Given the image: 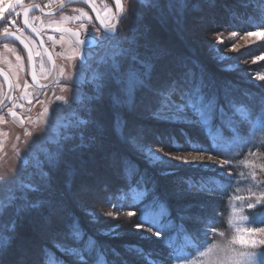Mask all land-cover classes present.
<instances>
[{"label": "rangeland", "instance_id": "1", "mask_svg": "<svg viewBox=\"0 0 264 264\" xmlns=\"http://www.w3.org/2000/svg\"><path fill=\"white\" fill-rule=\"evenodd\" d=\"M42 1H45L48 5L47 7H49L59 0ZM125 1L127 7L124 15L121 16L122 18L117 33L114 36H111V39L106 38V36L102 37V43L94 50L88 52V61L86 63L82 64L79 62L73 51L68 49L67 43L55 39L54 48L59 54L58 59L60 62L59 81L53 85L52 91H47L42 99L40 98V100L32 104L31 112L28 114L27 124L25 123L22 127L15 126L12 120L11 122L5 114L2 112L0 113V211L10 202L11 198L18 195L21 190H24L22 188L23 185H40L38 180L43 172L41 162H46L48 159L47 157L52 153L48 148L54 146L55 142L62 141V137L66 131L63 126L72 121L73 117L71 115V109L77 107L74 103L76 96L82 94H94V82L103 72L111 69L113 57H116L117 61L122 63L124 57H118L116 56V53L119 49L124 48L125 45L127 46V42L130 39L129 32L131 31V26H147L142 23L141 11H145V7L151 6V0ZM160 1L162 6L167 5L168 7L169 0ZM188 1L191 4L188 3ZM214 1L215 0H187L188 5L190 4L189 10L193 11L192 14L194 12L195 14L199 12V15L202 13L211 17L209 23L203 22L202 19L195 18V16L192 15L187 19L184 18L183 21H185L186 26L183 31V36L184 40L190 43L189 51L191 53H196L202 58V60L212 66V68L217 71L219 77H232V83H227V81L222 80L223 85L226 84V88L232 89V91H241V83L242 85L245 83L249 85L250 83L255 82L264 83V80L259 79L260 76H264V59H256L257 57H264V53L262 52L264 37L247 35L249 32H257L261 29L256 28L250 31H240L229 28L222 19L227 18L226 15L230 16V13L234 12L233 15L235 18L242 21V14L233 11V8H228L225 11V7L222 4H220L219 7H214ZM232 1L233 0L230 2ZM238 1L242 2L247 7L254 6L255 4L251 2V0ZM25 2H27V0H0V9L3 10L2 18H0V33L4 31L5 27L9 29L10 26H14L5 24L3 22L5 19L15 20L16 25L19 9L25 4ZM157 11L159 12V10ZM168 12L172 13L171 9L168 8ZM182 13L180 15L175 14V22L172 20V22L175 23V29L183 22H181ZM162 19L166 21L167 16L165 15ZM54 20L55 19L53 18L40 17L39 23L48 24ZM57 20L60 21L61 18H58ZM236 23L239 25V22L236 21ZM171 27L173 30L174 27L172 25ZM159 28L165 33L164 41L165 39L172 40V38L177 41L178 36H176V31L174 35L170 33L169 30L167 31L165 26H159ZM150 29L151 27H149L148 31L158 41V35H156V32L153 31V29ZM233 33L236 35L233 36ZM213 34H219V37H222L223 39V44L216 53L209 52V46L210 43H212L209 37L213 36ZM233 44L236 46L235 49L231 47ZM214 55L225 56V59L218 63L217 60L213 58ZM38 58L40 62V73L43 76H47L49 69L47 66L44 67L43 65L44 57L39 55ZM0 64L6 66V68L13 73L17 82L16 104L25 108V99L32 98L36 93V90L31 88V85L28 82L29 66L26 54L22 49H18L16 46L7 45L0 50ZM169 65L168 61H165L163 65L158 66V72H162L163 70L166 71V74L169 73L171 71H169ZM5 94L6 87L3 80L0 78V100L5 97ZM52 96L57 98L56 101L51 100ZM60 97L63 99H58ZM191 98L194 103H198L200 113L186 109L182 113H176V115L181 117L177 122L180 124L192 123L193 126H190V131L192 132L199 131V125L201 124L206 123L209 125L211 123L209 125V136L212 138V141L209 144L214 143L218 146L222 145L223 147L219 148L224 151H235V147H233L234 141H237L239 136V134L237 135L238 132L236 130H238L239 133L242 132L240 135L242 138H252L255 130L261 134H258V136L264 138V110H262V107L259 105L258 108L262 110L261 113L259 115H256L255 113L249 115L243 105L237 104L235 106V111L237 113L235 115L237 117L233 115L230 118L231 120L224 119L219 123L214 122L213 124L214 113L218 112L220 108L216 107L215 110L210 109L208 107L209 100L203 99V101L198 102L197 97ZM254 100L256 101V99ZM255 101H253V103H255ZM46 108L49 110L48 112H45ZM139 108L140 111H142L139 118L142 117L145 119V117H150L148 114L149 103L144 101L143 103L140 102L138 109ZM126 109L127 108L123 109L124 112H122L120 106H114L110 100H106L104 104L102 119L104 121L105 139L112 150H115L116 147L118 149L120 148L131 151L136 157L144 162V158L135 151L132 143L125 142V140H134L145 147H150L155 150L153 158L155 159L156 155L160 159L156 161L158 167L153 168L158 170L159 173L162 169L175 172L176 169L197 170L203 168L212 172H220L227 178L231 177V171L228 168L231 162L223 158L221 153H218V156L212 154L210 151L175 149L170 146L169 140L166 141L164 139H162V142L155 140L149 141V134L146 135V133L149 132H146V129H149V126H145L146 128L144 129L136 128L131 119V115L135 114L137 110L128 113ZM117 121L120 122L119 127L117 126ZM123 123H125V126ZM255 126H258V128L256 129ZM139 129L142 130L139 131ZM121 133H123V136ZM143 134L145 135V139H142ZM193 135H191V137ZM118 137L119 139H117ZM214 146H212V150H215ZM165 154L180 156L188 160L194 158H203L207 160L211 157L212 162L185 164L179 160L169 158ZM65 158L71 159L69 154H67ZM221 161H227L228 163L224 164L222 167H217L216 164ZM60 171L62 173V170ZM67 176L68 175L64 172V176L60 183L62 182L61 184L64 187L63 190L69 192H76L80 184L85 182L84 179L86 178L83 175L84 179L83 177L79 178V175L78 182L71 185L66 179ZM54 178H56V176H54ZM55 180L57 181V179ZM101 186L102 183L96 186L97 194L89 195L84 198V206L89 211L96 210L97 212L103 213H107L108 211L115 212L116 209L111 205L103 204V195L101 194L100 189ZM173 190L177 201L185 199V209L191 207L187 201L193 199L196 195H200L197 191H187L176 185L173 187ZM246 201L247 198L243 196L234 199L231 203L232 205L228 209V215L223 219V221L227 220L226 229L221 230V227L217 230L211 227L208 228L207 231L211 234V237H214L216 241L215 243L205 251L197 250L195 253H188L185 251L177 252L174 256V264H181V262L176 259L177 256L184 258L183 264H258L256 256L259 252L252 251V249H254L252 248V245H254L253 243L255 239H257L258 232L252 234L243 233L245 237L244 243H241L238 239L242 234V230L253 229L256 227L255 224L257 220L252 224V222H250L251 218H249L244 211L245 209L243 206L246 204ZM77 208L83 219L87 221L93 229L98 230L101 233L103 230V235L119 238L122 233H139L133 230L136 223L135 218L128 217L126 215L128 211H124L122 208H120L119 220L105 219L104 216H97L95 222H93L81 208ZM160 212L161 210L157 209L153 213V216L160 218L163 216L160 215ZM212 212H214V206L211 207V213ZM164 213H166L165 209ZM256 218H258V220L264 219V214L259 215ZM220 221L221 220L219 219V224ZM117 223L121 225L118 229L119 235L113 236L109 234L108 230L113 228ZM32 224H30L31 227L29 226L31 232ZM215 224H217V222H215ZM148 228L151 227L145 226V229ZM152 231L155 232L153 228ZM24 242H27L26 247H31L30 245H32V241L29 242V239H26ZM34 260L33 255L26 249L24 251H18L17 254L6 261L5 264H35L36 261Z\"/></svg>", "mask_w": 264, "mask_h": 264}, {"label": "trees", "instance_id": "2", "mask_svg": "<svg viewBox=\"0 0 264 264\" xmlns=\"http://www.w3.org/2000/svg\"><path fill=\"white\" fill-rule=\"evenodd\" d=\"M228 1L229 0H215L214 7H219L220 4H222L225 7V11L228 8H233V11L242 14L243 19L242 21L238 20L233 15L234 12H232L230 16L226 15L227 18L222 19L226 26L240 31H250L256 28L264 29V0H251V2L255 3L254 6L251 7H247L238 0H233L232 2H230L231 0ZM188 3L190 2L188 1ZM159 4V8L147 6L144 8L146 9L145 11H141L142 23L147 26H131L130 34L128 33L129 38H131L137 34L149 32V27H151L150 30L153 29L156 35H158V42L167 49V55L161 58L158 66L168 61L170 64L169 71H171L167 74L165 73L166 71L163 70V73L157 72L154 80L156 82H162L170 79L171 76L176 74L177 61L183 59L186 63V67L179 70L180 74L188 70L195 73V76L192 78L193 86L199 82L200 76L203 75L205 86L202 87L201 94L204 96V100L215 98L217 107L220 108L218 112L214 113L213 124L214 122L219 123L224 119L228 120L233 115L237 117L235 115L237 114L235 111V106L237 104L243 105L249 115L251 113L259 115L261 111L264 110V83L255 82L249 85L247 83L242 85L241 83V91H232V89L226 88V84L223 85L222 81L225 80L227 83H232V77H219L217 71L213 69L212 66L202 60L196 53H191L189 51L190 43L184 40L183 36V31L186 26L185 21H183L184 18L187 19L192 15L195 16V18L202 19L203 22L209 23L211 17L202 13L199 15V12H197L198 14H195V12L192 14L193 11L189 10L190 3L182 11L181 22H183L175 29V23H173L175 22V11L171 10L172 13L168 12L169 7H167V5L162 6L160 0ZM157 10H159V12ZM165 15L167 16L166 21L162 19ZM236 21L239 22V25H237L238 23H236ZM170 24L174 27L173 30ZM159 26H165L167 31L169 30V32L174 35L176 31V36H178L177 41L174 40V38H172V40L165 39L164 41L165 33ZM141 51H143V49H141ZM262 52L264 53V45L262 46ZM122 63L126 64V59L123 58ZM254 99H256V101ZM140 100L142 103L143 101L149 103L144 94H140ZM253 101H255V103H253ZM258 105L262 107V110L258 108ZM120 108L122 112H124L123 109L127 107L120 106ZM140 108H137V112L131 115V119L136 128L144 129L146 128L145 126H149V129H146V132L149 131L146 133V135L149 134V141L155 140L162 142V139H164L166 141L169 140L170 146L175 149L210 151L212 154L218 156V153H221L223 158L231 162L228 166L231 171V177L227 178L220 172H212L203 168L197 170L176 169L175 172H172V175L162 176L158 170L146 165L141 159L136 157L133 152L115 147V151L129 157L139 165L140 170L145 174V180L148 181L149 184L152 180L157 183L158 190L162 192L163 198L168 201V204L164 208L166 210L165 215L159 218L162 223L167 225L163 230L162 237L158 238L154 235H141L140 233L134 234L132 232L122 233L119 238L103 235L98 230L93 229V227L83 219L80 215V211L76 207L74 211L79 217V226L81 229V239L78 242L73 243L68 241L62 232L36 242L32 239V232L30 229V224L33 223L32 215L21 214L22 218L18 217L17 208L21 206L25 198L32 202H36L42 199L43 196L38 191L29 192L27 189H24L15 196L20 198L12 200L11 203H7L0 211V230H5L7 234V228L15 222L17 233L12 247L4 257V264L14 257L18 251H24L26 249L33 255L34 261H36L37 248L45 245L51 247L54 240L80 248L87 245L91 249L90 253L85 256L87 264H174V256L177 252L185 251L188 253H195L197 250L205 251L215 243L214 237H211V234L207 231L208 228L211 227L217 230L221 227V230L226 229L227 220L223 221V219L228 215V209L232 205L231 203L234 199L243 196L247 198L243 208L245 209L246 215L251 218L250 222L253 224L257 220L255 229L264 228V219L258 220V218H256L264 214V197H262V193H264V138L258 136L259 133L256 132V130L252 138H242L240 137L242 132L239 133V131L236 130L239 136L237 141H234L233 147H235V151L230 150L228 152L219 148L223 147L222 145L218 146L214 143H211L212 145L209 144L212 141V138L209 136V125L211 123L209 125L206 123L201 124L199 125V131L192 132L190 131V126H193L192 123L180 124L178 122L156 121L151 119V117H145V119L142 117L139 118L142 113ZM126 110L128 113L133 111L129 108ZM123 124L125 126V123ZM255 127L256 129L258 128V126ZM141 130L139 129V131ZM121 134L123 136V133ZM191 135L193 136L191 137ZM117 139H119V137ZM142 139H145L144 134ZM61 143H63V141L60 140L55 142L54 146L48 148V150L52 152L49 156L57 152ZM212 146H214L215 150H212ZM65 147L67 149L68 145H65ZM49 156L47 158H49ZM47 161L41 162L43 171L49 170ZM60 170H62V173ZM60 170V172L58 170L51 172V175L54 187L61 191H64V187L61 184L62 182L60 183L64 176V172L68 175L66 179L71 185L78 182L79 175V178L84 176L79 173H69L63 167ZM54 176H56V178H54ZM55 179H57V181ZM38 181L40 185L44 182L42 177H40ZM122 183L123 182L118 179L105 178L100 187L101 194L103 195V204L109 205L104 202V197L108 194H113L114 197L124 205L130 203L132 193L127 189H123L121 187ZM104 184L108 185L106 191ZM40 185L36 184L34 186L39 187ZM175 185L187 191H197L200 193V195H196L193 199L187 201L191 206L190 208L185 209V199L180 201L175 199V192L173 190ZM140 192H144V189L138 188L137 193ZM141 199L145 202L144 205L140 207V217L143 219L145 213L148 211L147 195L141 197ZM249 204H252L253 207H249ZM213 206L214 212L211 213V207ZM121 208L124 209V211L137 210L126 206ZM169 208L171 210L170 216L167 215ZM157 209L159 208H154L152 210L153 213ZM133 218H135L137 222V218ZM219 219L221 220L220 224L218 222ZM215 222H217V224H215ZM145 226L153 228L151 224H145ZM153 229L155 231L159 230L157 228ZM26 239H29V242L32 241L31 244L33 246L30 245L31 247H26L27 242H24ZM261 241H264V232H258L257 239H255L254 245H252V248H254L252 251H264V244H262ZM57 262H59V264H76V261L72 257L64 256L61 252L52 249V252L49 253L48 264H57Z\"/></svg>", "mask_w": 264, "mask_h": 264}, {"label": "snow or ice", "instance_id": "3", "mask_svg": "<svg viewBox=\"0 0 264 264\" xmlns=\"http://www.w3.org/2000/svg\"><path fill=\"white\" fill-rule=\"evenodd\" d=\"M91 2L92 0H85V3ZM116 4L119 7L120 0H116ZM34 6L39 7L38 5ZM151 6L159 8V0H151ZM187 6V0H169L168 3L169 9L174 10L177 15H180L182 10ZM29 11L30 9L24 10L25 24H28ZM2 13L3 10L0 9V18H2ZM3 22L8 25H15V20L5 19ZM101 23H104V21L101 20ZM105 28L107 33L111 34H106V38L108 39H111V36L117 33L115 25L109 27L105 24ZM57 30L71 31L70 29ZM4 35L6 37L15 36V33L9 32L8 28L5 27ZM73 35L77 37L78 44L84 43L79 38V32H74ZM232 35L235 36L236 34L233 33ZM247 35L264 37V29L257 32H249ZM209 39L212 41L209 46V52L216 53L223 44V39L219 37V34H213ZM231 47L235 49L236 46L233 44ZM29 54L31 56V49H29ZM166 55L167 49L150 32L137 34L128 40L126 47L119 49L116 53V56L124 57L127 63L118 62L116 57H113L111 69L103 72L94 82V94L76 96L74 103L77 107L71 109L73 119L69 124L63 126L66 129L62 137L63 143L60 144L57 152L48 158L47 164L49 170L41 173L44 183L39 187L31 184L22 186L23 189H27L29 192L38 191L43 196L42 199L36 202L25 198L21 206L17 208L18 217H21V214L32 215V239L34 241L39 242L41 239L52 237L54 234L62 232L68 241L73 243L78 242L81 239V229L79 217L74 211L76 207L81 208L93 222H95L97 216H104L105 219L119 220L121 207L126 206L137 209L126 213L128 217L137 218L133 230L141 233V235L147 233L158 238L162 237L163 230L167 225L162 223L158 217H154L152 210L159 208L161 210L160 215H165L164 208L168 204V201L163 198V194L158 190V185L154 180L150 184L145 180V174L140 170L139 165L135 161L118 151L112 150L108 146L105 139L102 113L106 100H110L114 106L123 105L129 109L136 110L141 102L140 94H144L148 100V114L151 119L156 121L177 122L181 117L176 115V113H182L186 109L200 113L198 103H194L191 97L197 96L198 102L203 101L204 96L201 94V91L202 87L205 86L204 78L201 75L199 82L193 86L192 78L195 76V73L188 70L180 74L179 70L186 67L183 59L177 61L176 74L171 76L170 79L162 82L154 80L158 72L160 60ZM213 58L220 63L225 59V56L214 55ZM256 59H264V57H257ZM33 79H35V72H33ZM259 79L264 80V76H260ZM58 99L63 98L60 97ZM2 103L3 101H0V104ZM208 107L213 110L216 109L217 103L215 98L208 101ZM48 111L46 108L45 112ZM11 114L16 116L15 112H11ZM117 126H120L119 121H117ZM125 142L132 143L135 151L144 158V162L149 167H158L156 161L160 158L156 155L155 159L153 158L155 154L154 149L145 147L134 140H125ZM65 145H68L67 149ZM66 151L71 159L65 158ZM165 155L185 164L212 162L211 157L207 160L203 158L188 160L180 156ZM226 163L228 162L221 161L216 166L222 167ZM62 167L69 173H79L86 177L85 182L80 184L76 192L61 191L54 187L51 172L59 170ZM172 174L170 170L162 169L160 172L162 176ZM105 178L122 181L121 187L132 193L131 201L128 205H124L113 194H108L104 197V202L115 208V212L89 211L84 206V198L97 194L96 186L103 183ZM107 187L108 185L104 184L105 191ZM138 188H143L144 192L137 193ZM145 195L148 198V211L145 213L144 218L141 219L140 207L145 203L141 197ZM262 197H264V193H262ZM18 198L20 197L11 198L10 203L12 200ZM249 207H253V205L249 204ZM167 215H171L170 208ZM145 224H151L153 228L159 230L153 232L152 228L145 229ZM120 227L119 223L115 224L113 228L108 230L109 234L113 236L119 235L118 229ZM256 232H264V228L244 229L238 239L241 243H244L245 237L243 233L252 234ZM102 234H104L103 230ZM16 235L15 222L7 228V234L5 230H0V264H4V257L12 247ZM261 243L264 244V241H261ZM52 249L61 252L64 256L72 257L76 261V264H87L85 256L91 251L87 245L80 248L54 240L51 247L45 245L37 248L36 264H48L49 253L52 252ZM176 259L183 264V257L177 256ZM256 259L258 264H264V251L259 252Z\"/></svg>", "mask_w": 264, "mask_h": 264}, {"label": "flooded vegetation", "instance_id": "4", "mask_svg": "<svg viewBox=\"0 0 264 264\" xmlns=\"http://www.w3.org/2000/svg\"><path fill=\"white\" fill-rule=\"evenodd\" d=\"M61 1H56L51 6L47 7L48 5L45 3V1L42 0H27L25 4H23L18 12L17 16V23L13 27L10 26L9 30L16 31L19 35L24 37L27 42L31 45L35 59H36V66H37V74L41 79H44L48 81L52 76V64L49 60L48 55L42 48V46L39 43V40L35 37V35L26 27L27 25L22 20V11L25 6L32 5V4H38L42 9L47 10L55 7L58 5ZM123 2V13L124 15L127 4L125 0H122ZM95 10L101 15L102 20L104 21V25L107 24L109 27L112 25H115V18H116V2L115 0H92L91 3H85V1H77L74 3H71L70 5L64 7L59 12L53 15H45L43 14L38 8H31L28 12V20L33 26L37 32L40 34V36L43 39V42L51 49L54 58L57 63V75L56 79L53 83L48 85L45 88H39L36 87L33 82L31 81L30 77V69L28 71V82L31 85V88L36 90V93L32 96V98H27L24 101L25 108H22L20 105L16 104V90H17V82L14 78L13 73L11 70L6 68L3 64H0L1 66L5 67L9 73L11 74L14 83H15V95L9 106L2 111L3 114L7 116V118L11 121L10 116L8 115V112L11 110L15 111L20 115V118L25 120V123L27 124L28 120V114L31 112V106L36 101L40 100V98H43V95L47 91L53 90V85H55L59 81V54L56 52V49L54 48V41L55 39L62 40L63 42L67 43L68 49H71L79 62L82 64L86 63L88 61V52L91 50H94L96 47H98L101 43L103 38L107 35H111L110 33H107L101 28L100 20L97 17ZM86 14V15H85ZM40 17H48L55 19L53 22H49L48 24L39 23ZM79 17V18H77ZM61 18L60 21L57 19ZM91 18V19H89ZM122 18V17H121ZM120 18V20H121ZM120 20L118 24L116 25L117 31L119 28ZM64 28V29H70L71 31H63V32H56L54 29L56 28ZM74 32L80 33V40H83V44L77 43V37L73 35ZM3 32L0 33L3 34ZM76 40V41H74ZM7 45L16 46L18 49H22L24 53L27 56L28 60V66H29V57L27 49L25 48L24 44L17 39H7L4 42L0 44V50H2ZM38 51V52H37ZM66 52V51H65ZM67 53V52H66ZM65 54V53H64ZM39 55L44 57V67L47 66L49 69L47 76H43L40 73V62H39ZM0 78L3 80L5 87L6 82L3 76L0 74ZM38 96V98H36ZM56 97L52 96V101H56ZM3 98L0 100L2 101ZM43 108V107H42ZM35 115V114H34ZM12 122V121H11ZM25 125V124H24ZM16 126V124H15Z\"/></svg>", "mask_w": 264, "mask_h": 264}, {"label": "water", "instance_id": "5", "mask_svg": "<svg viewBox=\"0 0 264 264\" xmlns=\"http://www.w3.org/2000/svg\"><path fill=\"white\" fill-rule=\"evenodd\" d=\"M77 1H85V0H63L58 5H56L55 7L51 8V9H47V10L42 9L38 4H32V5L25 6L23 11H22V20L24 22V19H25L24 10L25 9H31V8L35 7L34 5H38L39 7H35V8H38L43 14H45V15H53V14H56L57 12H59L64 7L70 5L71 3L77 2ZM115 2H116V0H115ZM93 8H94V11H95L97 17L100 20L101 28L104 31L107 32L104 23H101V20H102L101 15H99L97 10H95L94 6H93ZM122 13H123V2H122V0H120V6L118 7L117 4H116L115 26L118 24V22H119V20H120V18L122 16ZM26 25H27L26 27L39 40L40 45L42 46V48L44 49V51L48 55L49 60H50V62L52 64V76H51V78L48 81H46L44 79H41L38 76V74H37V66H36V59H35V55H34L33 49H32L31 45L27 42V40L24 37L19 35L16 31L9 30V32L15 33V36L6 37L4 35V33L1 34L0 35V44L2 42H4L5 40H7V39H17V40H20L24 44V46L27 45V47H25V48L27 49L28 57H29V69H30L31 81L33 82V84L36 87H39V88L43 89V88L47 87L48 85H50L51 83H53L55 81L56 75H57V63H56V60L54 58V55H53L51 49L43 42L42 37L37 32V30L33 26H31L29 20H28V24H26ZM33 29H35V31H33ZM57 29H64V28L62 27V28L54 29V31H56V32H63V31H58ZM74 41H76V40H74ZM29 49H31V56L29 54ZM33 72H35V79H33ZM0 74L3 76V78L5 79V82H6V94H5V97L2 100L3 103L0 104V113H1L4 109H6L9 106V104L11 103V101L14 98V95H15V83H14V80H13L11 74L9 73V71L5 67H3L1 65H0ZM36 98H38V96ZM11 112H15V111L12 110V111L8 112V115L10 116L11 120L13 121V123L16 124V126H18V127L24 126L25 120L21 119L20 115L18 113L15 112L16 116H13L11 114Z\"/></svg>", "mask_w": 264, "mask_h": 264}]
</instances>
